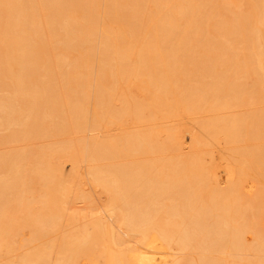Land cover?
I'll return each instance as SVG.
<instances>
[{
    "label": "bare ground",
    "instance_id": "6f19581e",
    "mask_svg": "<svg viewBox=\"0 0 264 264\" xmlns=\"http://www.w3.org/2000/svg\"><path fill=\"white\" fill-rule=\"evenodd\" d=\"M258 103L264 0H0V144L142 124L6 144L0 264H264V108L219 114ZM203 110L185 155L149 123Z\"/></svg>",
    "mask_w": 264,
    "mask_h": 264
},
{
    "label": "rangeland",
    "instance_id": "374dc122",
    "mask_svg": "<svg viewBox=\"0 0 264 264\" xmlns=\"http://www.w3.org/2000/svg\"><path fill=\"white\" fill-rule=\"evenodd\" d=\"M241 6H243V7H245V5H241ZM244 9V8H243ZM65 64V63H64ZM220 70V69H219ZM219 70H218V72H219ZM220 71H222V70H220ZM131 90H132V95H133V97H135V95H136V97L135 98H140V97H138L139 95L140 96H142L143 95V92H142V95H141V93L139 92V90L140 89H136V86H134V87H131ZM135 94V95H134ZM114 102H116V101H114ZM244 104V103H243ZM243 104H241V105H238V106H234V107H230V108H227V109H224V110H221V111H219L220 113L219 114H222V112H224V113H240L241 112V114L244 112H246V111H249L251 108L253 109H255V107H256V109H260V108H264V104L262 103H258V105H256V104H254V105H247V104H245V105H243ZM214 114L216 115L217 113H216V111H210L209 112V110H203L202 112H200L199 114H192V115H189V114H185V115H177L176 116V118L175 117H170V118H165V119H163V118H161V119H159V120H157V121H155V120H153V121H151V122H149L153 127L155 126V129H157L158 128V130L159 129H161L160 127H162V125H165V124H172V122L177 126V135H178V139H180L179 140V143H181V144H179L180 145V147H179V150H178V154L180 153V154H182L183 153V155H185V154H187L191 149H192V142H191V140H190V136H189V133L188 132H186L185 130H184V128L187 130V129H191L192 128V125H194L193 124V122H195V119H197V118H203V117H205V118H209V117H213L214 116ZM196 117V118H195ZM178 122V123H177ZM179 122L181 123V124H179ZM190 124H191V126H190ZM127 126H123V125H119V126H117L116 127V129H117V131H115L114 129L112 130V127L111 128H108L109 129V131H108V129L106 130V129H102V128H98L97 129V127H96V130L94 129H92V131L91 130H80V131H77V133L76 132H74L75 133V135H74V133H72V132H70V133H60V134H64L66 137H68L69 135L72 137V138H69V139H73V137L75 136V138L76 137H82V138H86V135L87 136H94V137H100V136H102V135H104L106 132H119V131H122V129L123 130H126V129H132V130H136L137 128L139 129V128H141L140 126H142V124H136V123H131V124H126ZM180 125V126H179ZM185 125V126H184ZM188 125V126H187ZM114 128V127H113ZM194 129L193 130H195V125H194V127H193ZM85 131V132H84ZM161 131V130H160ZM79 132V133H78ZM55 133V132H54ZM161 133V132H160ZM159 133V134H160ZM55 134H57V133H55ZM59 134V133H58ZM52 135V136H51ZM54 136V137H53ZM65 136H63V135H61V137H60V135H59V137H58V135H57V137L58 138H56V135H53L52 133L49 135V134H47L45 137L44 136H41V137H37V139L35 138H32L33 136H29V137H27V138H25L23 141H25V142H21V140L17 143V140L16 141H13V142H11V143H9V144H7V143H1L0 144V150L2 149L3 150V148L5 149V145L7 144V147H6V149H8L9 147H14V145H15V147H21V145L22 146H26L27 145V143L28 144H33L34 146H37L39 143H38V141L40 142V143H45V142H53V140L55 141V139H59V138H66ZM161 136H163V134H160V137ZM31 138V139H30ZM81 138V139H82ZM68 139V140H69ZM218 139H220L219 141H217V142H219L218 144H217V142L216 141H214V142H212V143H210V146H209V148L211 147V158L209 159L208 157H210V155L209 156H205V162H208V163H206V164H208V166H209V163H210V165L213 163V165H212V167L211 166H209L211 169V171H213V173H214V175L216 176V180H218L217 181V184H219L220 186H224L225 184H226V181H227V177H225V173L223 172L224 171V169H226L225 167L227 166V162H228V160H227V153L229 152L228 150H227V148H226V145L223 143V141H222V139L219 137ZM29 140V141H28ZM30 140H32V141H30ZM41 140V141H40ZM35 143H38L37 145L35 144ZM217 144L216 146L214 145V146H212L211 144ZM3 144V145H2ZM10 144H12V146L10 145ZM17 144V145H16ZM26 144V145H25ZM9 146V147H8ZM28 147V146H27ZM29 147H31V146H29ZM212 147H214V148H212ZM191 148V149H190ZM222 155V156H221ZM220 156L221 157H223V159L221 160V158H220ZM208 158V159H207ZM65 159H67V158H65ZM63 160V162L62 163H64L63 165L66 167V169L68 170V169H71V165H69L71 162H69V160ZM212 159V160H211ZM69 162V163H66V162ZM210 161H212V162H210ZM68 164V165H66V164ZM217 163V164H216ZM72 164V163H71ZM89 164V163H88ZM219 164V165H218ZM78 166L82 169V168H84L85 166H87V163L84 161V162H81V160L78 162ZM215 166H217V167H215ZM68 167H70V168H68ZM215 167V168H214ZM213 168L215 169V170H213ZM217 171V172H216ZM219 176H220V178H219ZM222 176V177H221ZM249 176H247V177H245L244 179L245 180H242L243 181V184H245V186L246 187H248L249 188V185L250 184H253L252 183V180L250 179L249 180ZM249 180V181H248ZM248 181V182H247ZM219 182V183H218ZM246 182L248 183V184H246ZM255 188V189H254ZM257 192V186H255V187H253V188H251V192H249V193H251V195H249V193H248V195L249 196H252V195H255V193ZM247 192H245V195L247 196V194H246ZM244 195V196H245ZM241 203L242 204H244L245 203V198H243L242 200H241ZM86 204L84 203V202H81V201H79V200H75L74 202H72V204L71 203H69V208L71 207H73V208H75L76 210H79L80 208H83L84 206H85ZM72 208V209H73ZM83 210H84V208H83ZM81 211V209H80V211H81V213L83 212L84 213V211ZM86 211V210H85ZM83 213H82V215H83ZM88 214H90V212L88 213L87 211H86V213L84 214V216L86 217H89V216H91V214L88 216ZM93 215V214H92ZM83 218V217H82ZM82 218H79V220H78V222L79 223H81V222H83L84 220L82 219ZM80 219H82V220H80ZM87 219L88 218H86V220L85 221H87ZM83 223H85V222H83ZM64 224V229H65V223H64V220L61 222V227L60 228H62V225ZM70 227V225H67V228H69Z\"/></svg>",
    "mask_w": 264,
    "mask_h": 264
}]
</instances>
